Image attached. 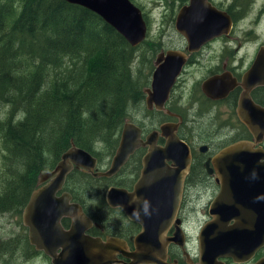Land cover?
I'll return each mask as SVG.
<instances>
[{
	"label": "flooded vegetation",
	"instance_id": "1",
	"mask_svg": "<svg viewBox=\"0 0 264 264\" xmlns=\"http://www.w3.org/2000/svg\"><path fill=\"white\" fill-rule=\"evenodd\" d=\"M181 1L183 4L179 8L188 3V0ZM210 1L230 17V28L227 32L212 37L196 50L186 48L185 37L175 28L184 39V45L159 48L157 52L168 48L180 49L185 52L186 58L161 109L154 105L148 107L145 100V89L150 86L155 68L153 59L148 83L143 86V101L147 112H156L162 116L155 123L134 121L140 126V138L144 143L136 147L111 175H95L94 172L108 168L119 143L121 128L107 163L103 162L104 155L99 154L100 148L96 152L88 150L96 157L93 172L72 163L53 193L61 201L81 207L91 222L84 229L85 234L104 242L111 237L124 241L122 244L113 242L109 247L107 254L112 251L114 261L108 264L133 262V258L126 253L136 251L135 239L147 220L143 216L141 222L136 216L140 212L142 215H150V212L146 206L141 210L137 209L136 216L127 214L120 205H110L107 202L106 192L110 187L122 188L127 193L133 192L144 167V160L148 157L150 143L166 147L172 135L187 145L188 152L183 156L187 164L180 168V154L163 149V165L169 170V174H174L175 177L179 174L182 178L181 187L176 189L177 183L171 185L170 182L158 188L156 201L162 200L167 207L159 209L157 218L150 216L147 221L155 233V240L148 241V247H151V253L157 260L145 259L135 261L134 264H264V242L259 245L254 242L240 245L242 257L239 259L230 254L216 253L214 256L211 254L209 260L206 257L208 251L204 248L205 241H200V231L216 214L212 212L213 201L220 191L218 169L214 161L216 155L233 143L246 141L255 152L257 149L263 152L258 153L256 163L264 162V19L261 21L264 7L258 9L253 36L248 35L250 31H243L242 37L233 46L236 23L245 14L240 10L239 14L234 11L240 7L239 0H231L225 5L222 1ZM219 39L223 41L222 47H214ZM254 41L257 42L252 45ZM206 80H210L211 84L204 88ZM126 120L130 119L125 118L124 122ZM246 120L254 122V130ZM166 122L174 124L173 128L168 125L164 130L161 129L160 125ZM69 146L58 156L47 152L44 154V163L39 166L35 155L27 164L25 158H21L16 162V168L11 169L13 177L6 179L3 188L0 187V216H6L9 223L15 225V230L6 231V240L0 231V264H18L15 254L22 246L26 247V256L31 255L30 259H36L32 256L39 254L47 264H53L52 258L30 241L28 226L23 221V210L33 193L45 190L52 195L49 185L53 184L57 175L52 170ZM175 146L180 147V144L174 142L173 147ZM93 198L97 199L96 203L92 202ZM258 206L261 207L262 204ZM155 207H158V203ZM243 212L253 214L254 210L246 206ZM59 221L65 230L70 229L73 222L69 213L62 214ZM233 222L234 219H230L223 227L217 226L215 230H227L233 226ZM160 248L163 250H159ZM59 251L60 248H57L56 252Z\"/></svg>",
	"mask_w": 264,
	"mask_h": 264
},
{
	"label": "water",
	"instance_id": "2",
	"mask_svg": "<svg viewBox=\"0 0 264 264\" xmlns=\"http://www.w3.org/2000/svg\"><path fill=\"white\" fill-rule=\"evenodd\" d=\"M67 1L96 12L133 46L140 44L146 37L147 23L143 12L132 0ZM230 25V17L210 0H188V3L179 8L175 17V28L185 37L188 50H196L212 37L227 32ZM185 58V52L177 48H168L156 53L150 86L145 89L148 107L153 105L158 109L164 107L172 83ZM207 84H211L210 80L205 81L204 88ZM246 123L252 130L255 129L253 121L246 120ZM168 125L173 128L174 124L166 122L161 124L160 128L164 130ZM140 130L137 123L126 120L122 125L119 143L108 168L94 174L111 175L117 171L129 154L144 143L140 138ZM171 138L166 147L150 143L148 157L144 160V167L133 192L127 193L118 187H110L106 192V200L110 205L118 204L132 216L137 215V209L149 207L150 215H142L140 212L136 216L141 222H143V216L147 220L143 223V230L135 239L136 251L126 253L133 258V262L129 264L145 259L157 260L147 243L155 240V233L147 223L148 219L150 216L157 218L159 209L167 207L162 200L156 201L157 190L170 182L171 185L177 183L176 189H180L182 183L179 174L177 177L169 174V170L163 165L162 150H171L172 153L180 154V159L177 158L180 168L187 164V160L183 159L188 152L187 145L175 135ZM173 140L175 144H180V147H173ZM258 153L263 154L259 149L255 152L250 143L238 141L223 148L214 159L218 169L217 181L220 183V191L212 205V212L216 214L214 213L213 219L200 231V241H205L204 248L208 251L206 257L209 260L216 253L230 254L239 259L242 257L240 245L250 242L259 245L264 242V191H262L264 162L256 163ZM72 163L92 171L96 164V157L71 140L70 146L62 153L61 160L52 170L53 173H57L53 184L49 185L53 191L52 195L45 190L33 193L23 210V221L28 226L30 241L38 249H43L52 258L53 264L112 263L113 252L107 254V250L113 242L118 241L122 244L124 241L111 237L104 242L100 238H92L85 234L84 229L91 222L82 212L81 207L74 203L67 204L53 194ZM261 192L262 196H260ZM157 203L158 207H155ZM258 204L262 206L259 207ZM244 206L253 209L254 213L244 214ZM65 213H69L73 220L68 230H65L59 221L60 216ZM230 219H234L233 226L227 230H215L217 226L223 227ZM57 248H60L59 252H56Z\"/></svg>",
	"mask_w": 264,
	"mask_h": 264
},
{
	"label": "trees",
	"instance_id": "3",
	"mask_svg": "<svg viewBox=\"0 0 264 264\" xmlns=\"http://www.w3.org/2000/svg\"><path fill=\"white\" fill-rule=\"evenodd\" d=\"M144 43L67 0H0V98L15 107L0 121L10 159L31 152L39 166L71 140L110 155L151 74L146 83L141 66L134 71Z\"/></svg>",
	"mask_w": 264,
	"mask_h": 264
},
{
	"label": "rangeland",
	"instance_id": "4",
	"mask_svg": "<svg viewBox=\"0 0 264 264\" xmlns=\"http://www.w3.org/2000/svg\"><path fill=\"white\" fill-rule=\"evenodd\" d=\"M135 4L141 7L144 15L146 16L148 23V33L146 36L145 43L141 45L137 52L144 53L146 55V59L140 61L139 59H135L134 61V71H137V68L141 66L143 70L142 80L147 83V75L149 73V69H152L153 59L155 57V53L159 50L160 47H171V46H183L184 39L179 35L174 26V17L177 13V10L183 2L181 0H132ZM217 3L223 2V5L228 4L231 0H215ZM186 2V1H184ZM240 7L235 8L234 11L239 14V10L241 13H245L241 19H239L236 23L234 29L235 40L232 42L233 46L236 45L237 41L242 37L241 35L243 31H250L248 35L253 36V26L255 25L254 21L257 18V12L260 7H264V0H239ZM264 19L263 18L261 21ZM246 40V38L244 39ZM257 41L252 42V45H255ZM223 45V41L219 39L214 43V47L221 48ZM250 47V46H249ZM15 107L3 101L0 98V121L7 118L13 111ZM22 113H17L16 118L20 117ZM161 114H157L156 112H147L145 110L144 101L142 100L136 107H130L128 111L127 118L136 122H146L155 123L161 117ZM151 125V124H150ZM149 126V125H148ZM98 146H100L98 144ZM26 156H23V155ZM19 157L13 156L12 160L9 157V153L4 145V139L2 135V131H0V187L3 188L6 179L12 178L13 174L11 169L16 168V162L21 160V157L25 158L26 164L29 160L34 157V153L29 155L22 153ZM110 155H104L103 162L107 163ZM15 163H9L13 162ZM35 160H38L35 158ZM11 168H10V166ZM97 199L93 198L92 202L94 203ZM95 202V203H96ZM15 230L14 223H9V220L6 216H0V231L3 233L5 238L6 231ZM6 240V238H5ZM26 247L22 246L20 251L15 254L17 258L18 264H47V262L42 259L44 258L42 255L35 254L32 257L36 259H30V256H26Z\"/></svg>",
	"mask_w": 264,
	"mask_h": 264
}]
</instances>
